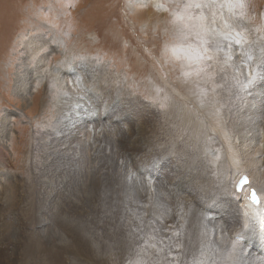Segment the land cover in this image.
<instances>
[{
	"label": "rangeland",
	"instance_id": "374dc122",
	"mask_svg": "<svg viewBox=\"0 0 264 264\" xmlns=\"http://www.w3.org/2000/svg\"><path fill=\"white\" fill-rule=\"evenodd\" d=\"M250 43L259 49L252 53L251 68L258 67L263 78L264 0H0V264H227L220 257L223 249L210 243L213 238L221 247L213 231L191 237L200 248L186 249L188 234L195 232L188 230L194 227L193 207L208 204L214 193L194 191L190 180L197 178L190 174L195 171L182 154L166 151L168 132L179 127L165 111L192 123L182 129L181 141L203 132L208 162L198 165L214 173L202 179L210 188L223 175L220 189L228 191L223 196L229 199L228 212L236 213L232 205L243 195L254 205L250 192L258 187L250 171L237 172L227 151L220 157L207 145L226 133L221 114L226 115L229 101L222 104L219 96L213 54L218 52L224 73L237 60L248 81L254 71L246 69L240 51ZM80 64L92 77L81 86L98 100L82 104L98 113L83 126L59 105L72 90L47 74ZM24 82L29 91L20 85ZM76 93L88 95L80 88ZM69 109L77 116V109ZM110 126L123 127L121 133L136 142L118 134L109 149L100 147L105 134L113 138ZM181 141L179 148H187ZM68 158L82 171L73 186L65 171ZM127 173L137 181L135 187L129 186ZM243 176L249 183L240 192ZM143 178L151 181L143 184ZM179 179L186 195L166 194L164 185ZM229 217L224 218L226 234L241 230L239 216ZM233 237L227 240L239 241Z\"/></svg>",
	"mask_w": 264,
	"mask_h": 264
},
{
	"label": "bare ground",
	"instance_id": "6f19581e",
	"mask_svg": "<svg viewBox=\"0 0 264 264\" xmlns=\"http://www.w3.org/2000/svg\"><path fill=\"white\" fill-rule=\"evenodd\" d=\"M199 17H200V15H199ZM209 19H212L211 25H213V24L217 25L216 22L214 23V17H210ZM211 25L209 27H212ZM214 33H215V35L213 37H217V32H215V29H214ZM258 51H259V49H255L252 46V43H250V45L248 47L243 48V50L240 51V54L243 55L244 58H246V63H245L247 66L246 69L250 70L251 72L254 71L253 75L251 73V75L249 76L248 81H246L245 76H244V72H246L245 69L240 72L241 68L240 69L238 68L239 64H237L238 63V62H236L237 60L232 61L231 66L229 68L230 71L227 73H224L219 68V64H218V60H217L218 52L213 54V58H215L216 62H217L215 65V69L217 72H219L218 74H220L219 75L220 79L222 78V80L219 79L218 83H217V85L219 86V92H220L219 96L222 97L221 98L222 104L227 102L228 100L229 101L226 104L225 109H224L226 115H224L223 113L221 114L223 117L226 118V121H227L225 124V127H224V131H226V133L225 134L221 133V141L216 142V141H214L213 138H210L211 133L207 135V138H210L207 145L210 148L211 152L215 151L220 157H222L220 155V151L221 150L223 152L227 151V153L230 154L229 162H231L234 165L239 166V168L237 169V172L246 171V170L250 171V173L253 176V182L258 187L257 188L258 192H256V191L255 192H256V195H257L260 202L256 203L257 205L256 204H254V205L248 204V202H249L247 200L248 196L246 198L245 195H243V198L241 199L240 203L232 205V207H235L236 213L230 214L228 212L226 202L229 199L223 198L224 194L228 193V191H226V189L223 188L224 192H222L220 189L223 175L220 178H218L220 181L217 179V181H219V184L216 185L215 187L211 186L210 188H208L206 186L207 180L202 179V177H206V176L208 177V173L210 171H211V173H214V170L211 169L209 166L204 165V166L200 167L198 165L200 161H203L205 163L208 162V159H207L208 158V155H207L208 154L207 153L208 148L201 145L203 142V137H202L203 132L198 131V134L195 137V139H191L188 141H181L178 137L182 133V129H184L186 127H192L193 126L192 123L186 122V124H185L184 122L181 121L182 120L181 118H180V120H177L175 112H173L171 109L167 108L168 110L165 111V116L167 115L166 116L167 119L170 121H173V123L176 124V126H177L176 128L179 127L178 129H175V130L173 129L172 134H171V132H168V136L171 139V141L166 142V143H168V149H169L166 151H170V155L175 154L176 156H178V155L182 154L183 158H185L184 160L188 161V165H189L190 169L192 168V170L195 171V174L191 173L190 175H194L197 178L196 181L189 179L191 181L192 186H194L197 190H199V191H197V190L193 189L194 191H196L197 193H202V192L214 193V194H212L213 197H212V195L210 196V198H212L211 202L208 201L209 202L208 204L200 205L198 207V209L196 207L195 208L193 207V212L190 216V222L194 227L191 226L188 230H190L191 232L192 231H195V232L191 233L190 235L188 234L189 237L186 241V249L190 248L191 251H192V249H195V248L199 249L200 244H196L191 237H193L197 234H201V235L207 234L206 236H209L210 234H212V231H213L214 235L216 234L221 247L217 246V243H216L215 239L213 240V238H210V243H212L214 246H216L219 251L221 250V248L223 249L224 252L222 251L223 253L220 254V257L225 258L227 264H264V254H263L264 253V251H263L264 250V159H263L264 158V114H263V110H264V89H263L264 77L263 78L258 77L259 72H260L258 67L254 68V69L251 68V66L254 64V58H252V56H253V54H255ZM233 57H234V55H233ZM256 62H258V61H256ZM78 66H79V68H77V66L70 67L69 70H67L65 68L64 69L54 68L55 70L53 69V71H52L53 73L52 72L49 73V70H47V74H48V78H51L50 76H52V77L55 76L54 79L58 80L60 86L64 85V86H66L65 88H68V90H70V91L72 90L71 92H68V91L65 92V94H67L66 97L64 96L65 94L62 95L63 97H62L61 101L59 102V105L64 106L63 108H65L67 118H69L70 116L73 119L76 118L75 122H80L83 126V125H85L86 121H92V120L97 119L96 118L97 116H95V115H98V113L95 110V108H89V107H88L89 109L83 108L82 104L84 102H87V101H93V100L96 101L97 98L94 97V94L91 91L89 92L88 89H86V86H88V80L90 81V79H92V77L89 76L88 69L86 68L87 65L80 64ZM74 72L76 74L72 78L66 77L67 75H70L71 73H74ZM44 75H46V74H44ZM247 75H248V73H247ZM28 83L29 82H24V83H21L20 85L25 90L29 91L30 87H28ZM81 84H84L86 86L82 87ZM78 86H80L79 87L80 90L82 89L83 92H86L88 94L86 97L77 95L76 90L79 89ZM93 87H96L95 83H94ZM111 94L113 95V93H111ZM111 94H105V95L111 97ZM102 95H104V94L102 93ZM103 97H105V96H103ZM241 97H244L243 100L241 99ZM249 97H252V98H249ZM253 97H259L261 99H259V98L253 99ZM129 103L132 105V107L134 106V110H135L136 103L133 102L132 100H130ZM216 103L220 104V102H216ZM89 105H90V103H89ZM84 106H86L85 103H84ZM69 108L77 109V114H76L77 116L70 115L72 113H70ZM230 110H232V111H230ZM78 111H79V113H78ZM135 112H137V110H135ZM138 114L140 115V117H142V114L140 112ZM74 125H75V123H73L72 126H69V128L73 129ZM122 126L124 127L125 125H122ZM123 127H118V128H116V126L115 127L114 126L108 127V134H111V133L113 134V132H114L113 138L111 140V136L110 135L107 136L105 134V138L101 141L100 147L103 146L106 149L107 148L109 149V146H111L113 144L114 140H117L114 138V136L117 138L118 134H120V137H123V139L126 136L124 141H126L127 143L134 144V141H135L134 136L128 135L129 136V138H128L126 134L121 133V132H124ZM97 128H98V131L102 130V127L100 128V126ZM133 132H134V130H133ZM191 132L192 131H190L189 133H191ZM139 133H141V132L139 131ZM189 133H186V134H189ZM100 134H104V131H103V133L100 132ZM193 135H195V134L193 133ZM179 141H181L184 145H188V147L185 149H180L179 145H178ZM191 143H193V145H189ZM93 144L94 143L92 142L91 145H93ZM93 147L95 149L96 146L93 145ZM148 147H150V145ZM148 150H150V149H148ZM172 150H173V153H171ZM108 151L109 150H107L106 152H108ZM157 154H155V155H157ZM65 161H67L69 163L67 165V168H65V171H69L68 176L70 177L69 178V180H70L69 186H70L77 179H79V177L82 174V171L77 166L78 162L73 161V158H68ZM224 164H225V162H224ZM200 165H202V163H200ZM220 167L224 168V166L221 164H220ZM118 168H120V167H118ZM75 169H77L76 172H75ZM184 169H185V166H184ZM120 171H122V170H120ZM119 175H121V174H119ZM90 176L92 179L95 175L92 176V174H91ZM123 176L124 177L129 176V177H127V180L132 181L129 184V186H131V188L135 187V181L136 180L134 181L133 178L130 177V174H128L126 176L123 175ZM182 177L187 178V176H185L184 174H182ZM119 178H121V177H119ZM210 178H211V176H210ZM124 179L125 178H123V180ZM141 181L143 184H145V182L149 183L151 180H148L147 178H143V180H141ZM123 182L125 183V181H123ZM215 182H216V179L214 180V183ZM173 184L174 183L171 182V185H169L168 183L164 185V187H165L164 191L166 192V194H170L171 196L176 197V198H177V196H180V198H181L182 196L186 195L187 192L185 190L187 188L184 186L181 179H179L176 182V184H174L176 186V188L173 187ZM215 184H217V183H215ZM247 185L248 184H246L245 186H247ZM251 191H253V189H251ZM159 194L160 193L158 191H157V194H155L156 198H158V199H160ZM250 197H251V192H250ZM213 201H214V204L211 205ZM238 206H240V208ZM212 209H214V210H212ZM222 215H224V216L222 217ZM229 215H230V217L231 216L232 217L239 216L240 223H241V225H239V228L241 230H239V231L235 230V232H233V233L226 234L228 232V229L226 227L227 225H225L224 218H226ZM234 221H235V219H234ZM233 224H234V222H233ZM252 225H254V226L252 227ZM202 226L206 230H208L207 233L203 232L204 230L202 229ZM215 229H216V231H215ZM231 234H232V236L234 235L236 238H238L239 241H236V240L233 241V239L228 241L227 236L231 235ZM235 237H233V238H235ZM199 241H200V239H199ZM202 241H203V238H202ZM225 242H227L230 246V247L228 246L227 249H229V250L227 252H226V247L228 244H225ZM210 243H209V245H210ZM184 251H185V249H184ZM207 255L208 254H206V256ZM220 257H218V259Z\"/></svg>",
	"mask_w": 264,
	"mask_h": 264
},
{
	"label": "snow or ice",
	"instance_id": "6c2138e0",
	"mask_svg": "<svg viewBox=\"0 0 264 264\" xmlns=\"http://www.w3.org/2000/svg\"><path fill=\"white\" fill-rule=\"evenodd\" d=\"M195 7L199 8V7H201V5H200V4H196ZM234 43H235L237 46H240V45H241V41L238 40V39L235 40ZM249 82H250V81H249ZM247 183H248L247 178H246V177L243 178L241 184L237 186V191L242 192V191H243V187H244V185H246ZM251 199H252V201H253L254 203H259V199H258V197H257V195H256L255 190H253L252 193H251Z\"/></svg>",
	"mask_w": 264,
	"mask_h": 264
},
{
	"label": "water",
	"instance_id": "95a60500",
	"mask_svg": "<svg viewBox=\"0 0 264 264\" xmlns=\"http://www.w3.org/2000/svg\"><path fill=\"white\" fill-rule=\"evenodd\" d=\"M245 177H246V176H244V177H242V178L240 179V181L238 182L237 186L241 184L243 178H245ZM246 178H247V177H246ZM247 181H249L248 178H247ZM247 184H248V183H247ZM244 186H245V185H244ZM236 189H237V188H236ZM250 201H251L252 203H254V202L252 201L251 197H250ZM254 204H256V203H254Z\"/></svg>",
	"mask_w": 264,
	"mask_h": 264
}]
</instances>
